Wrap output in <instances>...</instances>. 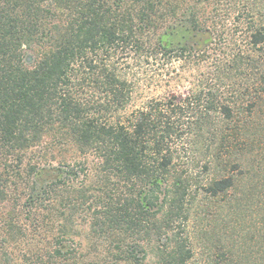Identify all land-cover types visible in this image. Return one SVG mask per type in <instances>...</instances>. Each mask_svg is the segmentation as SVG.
I'll use <instances>...</instances> for the list:
<instances>
[{"label":"trees","instance_id":"1","mask_svg":"<svg viewBox=\"0 0 264 264\" xmlns=\"http://www.w3.org/2000/svg\"><path fill=\"white\" fill-rule=\"evenodd\" d=\"M238 2L0 0V201L25 164L23 205L48 213L59 231L51 264L240 255L238 176L215 174L242 167L224 156L236 142L224 125L240 97L264 91V14L260 0H243V12ZM229 19L248 21L252 53L221 52L218 27ZM175 60L209 63L211 81L250 72L252 89L237 86L232 105L199 77L185 96L130 111L150 66L173 75ZM213 207L219 232L205 224Z\"/></svg>","mask_w":264,"mask_h":264},{"label":"rangeland","instance_id":"2","mask_svg":"<svg viewBox=\"0 0 264 264\" xmlns=\"http://www.w3.org/2000/svg\"><path fill=\"white\" fill-rule=\"evenodd\" d=\"M260 1L262 6L258 7L264 14V0ZM238 7V10L243 12V0H239ZM236 19L220 22L218 30L222 33L226 29L227 40L225 36L219 40V36L218 42L221 45L218 47L227 55L252 53L253 48L247 42L248 21H243V25L239 27L235 24ZM262 49L264 51V44ZM227 55L224 60H228ZM169 67V70L175 67L173 75H169L166 72L167 69L159 71L157 65L150 66L148 71L150 78L144 81L134 95L133 103L129 107L130 111L141 108L144 102L151 99H160L172 94L185 96L192 90L194 81L199 77L203 80L209 79L208 86L215 91L221 89L219 95L231 100L232 105L236 103L234 100L238 99L235 97L237 86L244 89L245 94L248 93L247 86L252 89V73L250 72H246L247 75L241 73V76L238 72L233 79L224 80L216 77L211 81L214 70L209 63L183 66L175 60ZM243 99L240 97L238 104L234 107L235 120L229 127L224 125L227 127L225 134H231L232 138H236V142L230 146L231 152L225 153L224 156L228 157L232 153V158L235 156L234 158L242 167L232 168V170L225 167L222 174H215L217 177L238 176L235 193L242 198L244 211L238 217L232 216V221H236L233 235L240 244V255L238 254L237 258H219L216 250H213L208 252L209 258H196L194 264H264V91L255 99L250 97ZM14 165L16 168L19 166V164ZM25 169V164L17 168L19 173H22L18 179V185L13 184L14 186L9 188L6 201H0V264H51L50 258L59 231L52 219L48 217V213L43 210L34 212L25 207L27 193H29L24 189L25 181L22 182L25 178ZM213 177L212 172L205 174L204 184ZM1 186L5 188V183ZM12 191L22 195L23 199L15 204L18 198L10 194ZM208 214L205 221L206 227L219 232L224 221L218 211L213 207Z\"/></svg>","mask_w":264,"mask_h":264}]
</instances>
